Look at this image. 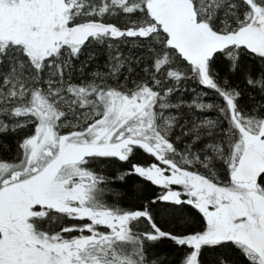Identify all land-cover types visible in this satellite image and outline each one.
I'll return each instance as SVG.
<instances>
[{
    "label": "snow or ice",
    "instance_id": "obj_1",
    "mask_svg": "<svg viewBox=\"0 0 264 264\" xmlns=\"http://www.w3.org/2000/svg\"><path fill=\"white\" fill-rule=\"evenodd\" d=\"M0 264H264V0H0Z\"/></svg>",
    "mask_w": 264,
    "mask_h": 264
}]
</instances>
